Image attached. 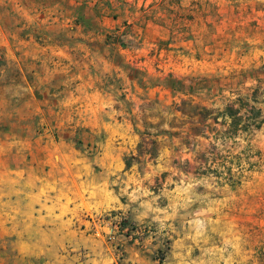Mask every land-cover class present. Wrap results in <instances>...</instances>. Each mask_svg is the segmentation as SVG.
<instances>
[{"label":"rangeland","instance_id":"374dc122","mask_svg":"<svg viewBox=\"0 0 264 264\" xmlns=\"http://www.w3.org/2000/svg\"><path fill=\"white\" fill-rule=\"evenodd\" d=\"M52 47L76 52L78 69L96 47L116 64L100 75L122 110L107 128L22 113L23 137L73 144L60 147L67 160L56 156L87 198V232L103 241L83 257L264 264V122L223 134V112L240 98L255 96L242 111L254 105L264 118V0H0V76L8 60ZM19 118L0 117L1 134L20 135Z\"/></svg>","mask_w":264,"mask_h":264},{"label":"crops","instance_id":"0c3cea01","mask_svg":"<svg viewBox=\"0 0 264 264\" xmlns=\"http://www.w3.org/2000/svg\"><path fill=\"white\" fill-rule=\"evenodd\" d=\"M90 49L82 55L88 61L86 69L71 66L79 59L73 50L52 47L51 51L38 49L40 55L25 51V59L8 60L2 70L0 117L18 115L16 127L20 129L16 131L21 134L10 138L0 129V264H100L91 251L86 254L90 257H83V248H93L92 243L102 239L87 232L82 218L87 198L83 189L72 188L68 168L60 167L56 156L59 152L61 159L67 160L60 147L73 144L22 136L28 126L22 113L41 118L54 114L61 126L75 122L76 128L102 129L112 124L109 116L122 112L112 106L115 97L109 88L101 86L100 75L116 70V64L105 56L96 58L98 47ZM60 70H75V75L59 77ZM3 101L11 107L18 101L20 106L7 110ZM40 150L45 152L43 156ZM58 170L64 171L63 175Z\"/></svg>","mask_w":264,"mask_h":264},{"label":"trees","instance_id":"16d2710c","mask_svg":"<svg viewBox=\"0 0 264 264\" xmlns=\"http://www.w3.org/2000/svg\"><path fill=\"white\" fill-rule=\"evenodd\" d=\"M256 97H247L246 99L240 98L238 105H233L228 107L224 112L223 116L229 119L228 127L223 132L225 137H236L239 133H249L252 127L260 128L262 123L264 122V118H262V110L257 108L256 106H251L246 109V112L242 111V108L245 105H249L250 101H255ZM218 119V118H217ZM131 161L130 159H126V167H130ZM234 175L230 170V178H232L233 182Z\"/></svg>","mask_w":264,"mask_h":264}]
</instances>
